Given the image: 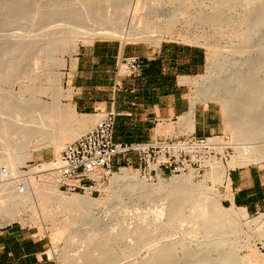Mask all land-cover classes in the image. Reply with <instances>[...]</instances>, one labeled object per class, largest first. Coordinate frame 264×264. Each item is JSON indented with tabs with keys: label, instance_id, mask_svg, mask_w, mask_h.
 Segmentation results:
<instances>
[{
	"label": "bare ground",
	"instance_id": "bare-ground-1",
	"mask_svg": "<svg viewBox=\"0 0 264 264\" xmlns=\"http://www.w3.org/2000/svg\"><path fill=\"white\" fill-rule=\"evenodd\" d=\"M24 1L0 0V13L3 9L11 10L15 14L11 22L20 24L25 13ZM40 1L42 0H38ZM47 1L49 5L53 3L79 6L51 8L47 16L49 14L50 19H55L50 22L56 25L50 27L47 26L48 23L44 24L48 28L45 27L46 29L33 36H22L13 31L5 32L3 26H0V83L9 81L13 86L26 78L32 84L36 83L34 87H29V95L24 92L0 90V166L4 168V172H0L2 224L15 221L19 212L22 213L26 207L30 208L28 206L34 210L39 207H53L56 212L72 213L68 222V236L73 237L80 233L84 245L71 258H68V252L72 250L71 245H66L63 252L67 260L64 264H244L243 258L237 252L242 243L239 245L228 241L231 230L227 227L232 220H244L246 212L240 208L224 209L216 187L227 182L229 169L264 159V0H200L197 4L199 15L196 13L198 11L194 12L198 15L197 19L201 17L199 21L196 20L197 24L200 22L203 25H234L229 26L230 32L232 28L234 30L235 25L237 28L242 27L240 29H243L244 37L241 36L242 31H239V36L236 28L234 33L237 32L238 37L245 42L242 43V48L239 47L240 53L249 52L253 47L251 41L255 37L259 36L263 41V44H256L253 49L258 60L253 62V69L248 74H254L256 77H251L254 79H248L245 76L247 73L240 75L238 80L231 82H235V86L229 90L228 96L221 93L220 81L203 82L201 90L199 89L205 99L219 101L224 113L223 124L228 133V140L214 138L210 142L229 146L234 150L225 163L221 159L205 162L207 170L205 169L203 176L204 179L211 180L212 185H207L206 180L195 181L197 175L193 170L173 176L169 181L158 175L157 181L152 182L140 177L137 170L132 172L121 167L109 176V185L101 189V192L107 189V194L102 198H93L88 192L67 195V192L58 189L61 178L53 169V165L63 142L59 129L63 113L58 109L62 94L59 69L63 67L64 61L62 59L61 62L60 58H57V53L61 50L64 53L65 50L73 56L80 41L100 36H116L123 41L146 40L158 43L170 34L171 27L180 21L176 17L182 19L186 16L189 10L186 12L188 8L184 4L188 0H179L180 3L170 9L165 0H134L128 5H118V8L114 6L118 9L115 12L110 10L113 6L106 3L108 0H102L101 7L87 5L92 0ZM189 1L187 7L190 8L193 5L191 2L189 4ZM227 1L234 2L230 4L232 6L226 5L231 11L233 9L234 13L224 14L219 10L218 7ZM98 11H101L100 16ZM40 14L39 11L33 10L26 18L35 20ZM175 14L178 16L174 17ZM189 16L186 18L189 19ZM194 16L196 18V15ZM194 16H191L192 19ZM187 19H184L185 22ZM221 26L218 31L227 29L226 26H222L223 29ZM232 46L220 45L217 48L213 45L210 48L214 47V51L220 50L217 53L224 55L237 50ZM29 47L35 50L31 57L29 55L31 65L29 63L28 75L24 76L25 72L17 74L20 65L18 58L21 57L19 52ZM220 55L218 59L222 58ZM216 61L213 68L211 67L214 77H218L222 69V62ZM198 80L199 78L194 81L196 87ZM36 93L46 95L47 100L37 98ZM70 132L73 135L76 133L73 128ZM49 146L53 147L55 156L40 165L35 164L36 166L25 174L21 168L33 159L34 152ZM20 181L25 185L22 192L18 190ZM149 200L161 201V209L156 213L148 211L136 215L135 218L131 217L135 222L132 224L131 220L132 225H127L130 217L127 221L126 216L129 214H126V202L139 204ZM98 206L102 207L104 216L96 215ZM110 212L123 215L122 222L120 221L122 225H118V229L105 223V216L110 215ZM190 223L196 225H189ZM262 224L264 226V222ZM199 232L203 233L200 240L196 238ZM176 233L183 237H171ZM89 236H94V241L91 240L93 242L89 241ZM254 245L252 244L253 247ZM253 252L255 253L254 249ZM139 253L143 255L129 258Z\"/></svg>",
	"mask_w": 264,
	"mask_h": 264
},
{
	"label": "crops",
	"instance_id": "crops-1",
	"mask_svg": "<svg viewBox=\"0 0 264 264\" xmlns=\"http://www.w3.org/2000/svg\"><path fill=\"white\" fill-rule=\"evenodd\" d=\"M75 54L69 101L84 117L87 130L112 111L115 142L220 134L219 108L194 84L205 68L202 46L173 40L151 45L95 39L77 46ZM128 57L142 60L140 73L117 77L119 61ZM117 162V166L137 164L134 155ZM222 189L228 205L249 215H264V160L229 169ZM0 264L55 262L47 254L45 238L21 222L2 224L0 219Z\"/></svg>",
	"mask_w": 264,
	"mask_h": 264
},
{
	"label": "rangeland",
	"instance_id": "rangeland-1",
	"mask_svg": "<svg viewBox=\"0 0 264 264\" xmlns=\"http://www.w3.org/2000/svg\"><path fill=\"white\" fill-rule=\"evenodd\" d=\"M133 1L134 0H108L106 3L107 4L111 3V6H113V8H110V10L115 12V11L118 10V9L116 10V8H118L117 7L118 5H128L129 3H132ZM166 1H167V5H168L169 9L172 6H176L177 3H180L179 0H165V2ZM171 1H174V2H171ZM175 1H176V3H175ZM188 1H186L185 4H184V5H186L185 7L188 8L186 10V12L188 10L190 12L191 11L192 12L191 13H189V11L187 13L185 12L186 16H184L185 18L181 17L182 19H180V17L177 14H175L174 17H176V15H177L178 17H176V19H179L180 21L178 20L179 22L175 23L174 24L175 26L173 25L171 27L170 34H168L165 37H163L158 43H160L163 40H173V41H177V42H181V43H189V44H196V45L202 46L204 48V50H205V53H206V59H205L204 71L198 77L199 80H198V83H197V89H198L199 94L201 92L200 90H201V85L203 84V82L205 83L207 81L208 82L209 81H214L216 83V82L220 81L221 82V84H220L221 86H219V87L221 88V90H220L221 93L222 94L224 93L225 95L228 96L229 90L231 88L233 89V87L235 86L234 85L235 82H233V83H231V82L233 80H238L239 78H237V77H240V75L243 76L244 73H247V74H245V76H247L248 79H254V78H251V77H256V76H254V74L249 76L248 73L253 69V66H254V63H255L254 61L258 60L257 57H256L257 56L256 52L253 51V49L255 48L254 46L256 44H260V45L263 44L262 43L263 41H261V38H259V36L255 37L253 39V41H251V44L253 43V45H252L253 47H251L249 49V52L240 53L239 47L242 48L243 46H241V45L245 44V42H242L241 38L238 37V34L241 31H242L241 32V36L244 37V35H245V34L242 35L243 29H240L242 27L237 28L238 26L235 25V28L237 29L238 34H237V32H236V34H234L235 31H236L235 28H234V30L232 28L231 32L229 30V29H231L230 27L231 26L234 27V25H231V26L228 25L227 26V24L226 25L222 24V26L224 28H225V26L227 27L226 30L224 29L225 31L224 30L221 31V29H220V31H218L221 25H218L216 23H214V24L211 23V24H208V25L204 24L203 25L202 23L198 22L199 24H201L199 26V24H197L196 20L199 21V19L201 18L199 16L200 18L197 19L198 15H199V12H200L198 10L199 5L197 6V4L200 3V0H193V1H196V2H193V1L190 0L189 4L191 2L192 3L191 5H193V6H190V8L187 7V6H189L187 4ZM24 3H25L24 4L25 13L23 15V18L20 21L21 22L20 24L11 22L13 20V18H15V14L11 10L3 9L1 11V13H0V26L1 27L3 26V28L5 29V32L13 31V32H16V34L22 35V36H26V35L33 36V35H36L40 31L48 28L44 24L48 23L47 26L50 25V27L54 26L53 24L56 25V23H53V24L51 23L55 19L54 20L50 19L51 16H49V14L47 16V13L50 12L49 10H51V8H53V7H55V8L56 7H59V8L60 7H64V8L67 7L68 8V6L69 7L77 6V5L79 6V4H63V5H61V4L58 5L57 4V5H54L52 2H51L52 4L49 2L51 4V5H49V4H47L48 3L47 0H42L40 2H38V0H25ZM102 3H103L102 0H92V1H89L87 3V5L94 6V7L95 6L101 7ZM171 3H173V4H171ZM222 3H220V4H222ZM233 3L231 1H227V3L220 5L218 8H219V10L223 11L224 14H229L230 12L234 13L233 9L231 11L230 7L227 8L228 5L232 6L230 4H233ZM181 4H182V2H181ZM177 7H178V5H177ZM33 10L39 11V13H41L40 14L41 16L37 17L38 19H35V20L34 19H27L26 16L29 13H32ZM132 10L133 9H132V6H131L130 11H132ZM196 11H198V12H196ZM98 12H99L98 14L100 16L101 11H98ZM194 12L198 13V15L196 13H194ZM155 13H156V11H154V14ZM188 14L189 15L192 14V15L189 16ZM193 14L196 15V18H195V16ZM187 15L189 16L190 20L187 19L188 18ZM191 16L192 17L194 16L193 19H195V21H193ZM184 19H187L186 22H185ZM213 25H215V26L213 27ZM216 26L217 27L219 26V27L217 28ZM222 26H221V28L223 29ZM200 28H202V29H200ZM213 28L214 29L216 28L217 30L216 29L214 30ZM198 34H199V36H198ZM185 35L187 36L188 40H187ZM192 35H193V37H192ZM194 35H195V38H194ZM200 35H202V36L200 37ZM235 35H237V36H235ZM181 36H184V37H181ZM196 36L199 37V38L197 37L198 40H196L197 39ZM239 36H240V34H239ZM203 37H205V38H203ZM191 38H194V39H191ZM95 39H115V40H120L123 43L124 42H144V43L151 44V45H157L158 44V43L154 44V43L146 41V40H127V41H123L122 38H119V37H116V36L115 37L114 36H112V37L111 36H109V37L108 36H106V37L105 36H100V37L92 38L90 40L93 41ZM90 40L80 41L77 44V46L83 44L84 42H88ZM242 43H244V44H242ZM213 45H215L216 47L217 46L220 47V45H222V46H225V45L226 46H228V45L231 46V45H233L234 48L237 49L239 52L237 50H234V48H233L234 51L227 52L224 55H220V54H218L220 50L219 51H217V50L214 51V47L210 48ZM216 47H215V49H216ZM219 47H217V48H219ZM34 50L35 49L33 47H29V48L24 49L23 51L19 52V55H21V57L18 58L20 65L17 68V71H16L17 74H19L21 72H25L26 74H24V76L28 75V70H29V67H30L29 63L31 65L30 57H31V53H33ZM62 51L63 50H61V52L59 54L57 53V58H60L61 62H62V59L64 61L63 62V64H64L63 67L64 68L60 67V69H59L60 73L59 74H60L61 82H62L61 83V88H62V92L61 93L63 94L65 92L64 93L65 95L63 94L64 95L63 96L61 94L62 97L60 96L59 109H58L61 112V114L63 113V116L61 117V120H60V127H59V129H60V131L62 133L63 142H62V147L57 151V155L60 152H62L64 150V148L69 143L74 141L78 136H80L81 134H83L87 130V127L85 126L84 122H81V120H80V119L84 120L83 116H81L80 114L75 112L74 108L71 106L70 101H69L70 97H71V89L69 88V85H68L69 83L68 82H69V77H70V74H71L70 72H71V70L73 68L72 64L74 66L75 55L76 54L73 55V56H70V54L67 51L64 50V53ZM29 55H30V57H29ZM218 55H220L222 58L218 59V57H219ZM223 56H224V58H223ZM216 60H218V61L220 60L222 62V69H221L220 75L218 77H214L213 73L211 72L212 71L211 69L213 68V64L215 65L216 64L215 62H217ZM252 63H253V65L251 66ZM258 77H260V76H258ZM33 85L35 86L36 83L32 84V82L29 79H27V78L24 79L23 82H21L20 84L19 83L18 84H14L13 86L10 85L9 81H4V82L0 83V90H2V91H11V92H24L25 95H29L30 92H31V91H29V87L30 86L34 87ZM35 95H37V98H39V99L47 100L46 99L47 98L46 95H42V94H38V93H36ZM207 100L214 102L216 104V106L219 108V110L221 112L220 134L222 133V135H224V136L227 134V136H228V133H227V131H226L225 127H224V124H223V116L222 115L224 113L222 111V106H221L220 102L215 100V99H212V98H208ZM71 128H73L75 130V132H76L74 135L71 134V132H70ZM229 148L230 149L228 150V152L225 153L226 156H224V157H220L219 156L220 158L218 157L224 163L227 162L229 160V158L233 155V151H234L233 148H231V147H229ZM33 155H34L33 159L31 161L25 163V165L21 168V170L25 174H28L31 171V168L33 166H35V164L41 163L43 161H49L50 159H52L55 156V151H54L52 146H49L47 148H43V149H40L37 152H34ZM41 157H43V158H41ZM118 158L119 157H114L113 158L112 161H113L114 165L118 164V162H117ZM263 160H257V161L259 162V161H263ZM252 162H254V161H252ZM255 162H256V160H255ZM2 167L3 166L1 165L0 166V172H1V168ZM121 167H125L127 169H130V171H132V172H136L135 166L123 165V164L121 166L114 167L113 168V172L118 171L119 168H121ZM205 169L207 170V168L204 167L202 172L196 174L197 177H196L195 181H198V180H204L205 181L206 180V184L211 186L212 185V184H210L211 180L204 179L205 177L203 175L205 174V171H206ZM138 175L140 177H145L147 181H152V182H156L157 181V177L150 178V177H148V176H146V175H144L143 173H140V172H138ZM173 176H177V175H172V176L168 175L166 177L162 176V178H165L166 181H169V179L171 177H173ZM20 183H23V182L20 181ZM109 183L110 182L108 181L106 185H109ZM224 184L225 183H221V184H219L216 187L217 194L220 195L219 199H220L221 206L224 209H226V210L230 209L231 207L234 208V209H238L237 207H234L232 205H228L224 201V199L227 198V195L225 194V192L222 189V186ZM74 193H77V192H74ZM68 194L70 195L71 193L67 192V195ZM78 194H83V193H78ZM105 194H107V189L104 192H101L99 194L97 192H95V193H93L91 195V197H93V198H102V197H105ZM130 202L129 201L126 202V207H127L126 211L128 212L126 214H129V215L126 216L127 217L126 220L128 221L129 220L128 217H130V220L128 222L130 223V221L133 220V221H131L132 224L135 222L134 221L135 219H133V218H135L136 215L142 214V213H145V212H148V211L149 212L153 211V212L156 213V212H158L161 209V206H159L161 204V201H159V200H149L148 202H142V203H139V204H135L134 202L130 203ZM28 207H30V208L27 209V207H26V209H24V211H22V213L19 212V217L15 221L21 222V223L29 226L37 235L45 238V240L47 241V254L49 255V257L52 260H54L55 264H64L66 262L67 256L65 255V252H63L65 247H66V245H71V248H72V250H70L68 252V254H69L68 258L69 257L71 258V256H73L79 250L82 249V247L84 245V239H83V237H82V235L80 233L75 235V236H73V237H69L68 236V232H69V224H68V222L70 220V217L73 215L72 213L70 214L69 212H66V211L56 212L53 207H48V208L39 207L37 209L35 208V210H34V208L32 209L31 206H28ZM155 210H157V211H155ZM95 213H96V215L104 216V212H103V209H102L101 206L97 207V209L95 210ZM121 216H123V215L120 214V213L119 214H115V213L111 214V212H110V215L105 216V223L106 224H111V225L114 226V228L116 227L115 229H118V227H120L118 225H120V224L122 225V223H120V221L122 222V219H123ZM148 216H150V215H148ZM131 217H133V218L131 219ZM244 220H246L247 222L244 221ZM244 220L243 219H239L240 223L236 222L235 220H232V221L229 222L227 228L229 230H231V232H230L231 236L228 239V241L233 243V244H239V245L242 243L241 247L237 248V252H238L239 256L243 258V263L244 264H246L248 262L250 264H254V263L255 264H264V242H263L264 241V239H263L264 238V232H263L264 231V226L262 224L264 222V215H262V214H256V215L246 214ZM128 222H126L127 225H132L131 223L129 224ZM245 222L246 223H250V224L247 225ZM241 223H243V224H241ZM189 225H196V224L190 223ZM256 229H257V231H255ZM258 230H261V231H258ZM201 231H203V230H201ZM257 232L260 233L259 236L257 235V234H259ZM171 237L181 238L183 236L180 233H178V234L176 233L175 235H172ZM196 238L199 239V240L202 239L203 238V233L199 232L198 234H196ZM258 239H259V241H258ZM91 240L94 241V236H92V237L89 236V241L93 242ZM252 244L253 245L255 244L254 247H256V249L252 246ZM253 249H254L255 253L253 252ZM249 250H252V251H249ZM142 255H143V253H139V254L131 255V256H129V258L132 259V257H134V256H142ZM251 262H254V263H251Z\"/></svg>",
	"mask_w": 264,
	"mask_h": 264
},
{
	"label": "built area",
	"instance_id": "built-area-1",
	"mask_svg": "<svg viewBox=\"0 0 264 264\" xmlns=\"http://www.w3.org/2000/svg\"><path fill=\"white\" fill-rule=\"evenodd\" d=\"M142 60L137 57L123 58L119 61L116 76H137ZM116 114L112 111L102 115L99 121L78 136L60 152L54 161V170L60 182L58 189L68 193H101L109 176L113 173V158L134 155L136 170L152 178L179 175L193 170L202 172L207 161L226 156L229 146L212 144L214 138L227 135L186 136L178 139H155L148 142H115L113 128ZM36 165H40L37 163ZM35 165V166H36ZM4 172V168H1ZM19 191L25 185L19 183Z\"/></svg>",
	"mask_w": 264,
	"mask_h": 264
}]
</instances>
